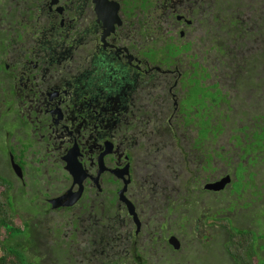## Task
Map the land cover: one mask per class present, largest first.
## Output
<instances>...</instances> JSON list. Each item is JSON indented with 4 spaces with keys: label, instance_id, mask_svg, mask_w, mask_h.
<instances>
[{
    "label": "flooded vegetation",
    "instance_id": "1",
    "mask_svg": "<svg viewBox=\"0 0 264 264\" xmlns=\"http://www.w3.org/2000/svg\"><path fill=\"white\" fill-rule=\"evenodd\" d=\"M0 179L55 263L264 250V0H0Z\"/></svg>",
    "mask_w": 264,
    "mask_h": 264
},
{
    "label": "trees",
    "instance_id": "2",
    "mask_svg": "<svg viewBox=\"0 0 264 264\" xmlns=\"http://www.w3.org/2000/svg\"><path fill=\"white\" fill-rule=\"evenodd\" d=\"M0 184H2L1 179ZM8 200L7 191L0 194V247L2 252L0 264H39L38 257L28 252L32 245L28 243L27 238L22 237L23 232L14 220ZM242 234L233 233L232 257L236 264H255L259 256L255 249L257 240L251 233L244 232L243 236Z\"/></svg>",
    "mask_w": 264,
    "mask_h": 264
},
{
    "label": "rangeland",
    "instance_id": "3",
    "mask_svg": "<svg viewBox=\"0 0 264 264\" xmlns=\"http://www.w3.org/2000/svg\"><path fill=\"white\" fill-rule=\"evenodd\" d=\"M51 247L52 246L50 245V243L47 244L46 242L39 241L37 243V246H34V245L30 246V248L28 249V252L30 253V255H39V254L46 255L47 256V259H46L47 264H57L51 259V256H52L51 255L52 254ZM260 247H264V241L259 242L258 248H260ZM47 254H49V255H47ZM1 255H2V252H1V247H0V256ZM258 255H259V258L261 260L257 264H262V262H264V250H258ZM208 261H212V262L216 261V257H214L212 255Z\"/></svg>",
    "mask_w": 264,
    "mask_h": 264
}]
</instances>
